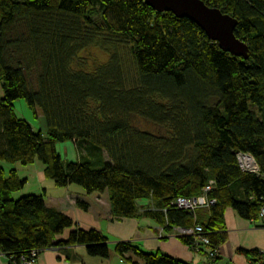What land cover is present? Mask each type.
<instances>
[{
    "label": "trees",
    "instance_id": "trees-1",
    "mask_svg": "<svg viewBox=\"0 0 264 264\" xmlns=\"http://www.w3.org/2000/svg\"><path fill=\"white\" fill-rule=\"evenodd\" d=\"M202 1L236 20L234 35L248 46V59L232 57L188 19L142 0H0V254L8 264L33 250L77 245L107 259L109 239L48 207L45 189L14 198L27 180L2 163L38 161L58 187L105 192L117 219L143 215L169 231L199 224L208 247L178 237L205 259L226 240L225 210L261 220L264 0ZM90 47L106 60L91 65L98 62L80 55ZM17 99L35 119L40 109L45 130L15 115ZM61 142L73 143L79 159L61 158ZM237 153L251 155L258 173L242 171ZM208 185L215 200L209 208L193 215L172 205ZM152 204L154 210L139 213ZM113 249L121 264H190L132 241Z\"/></svg>",
    "mask_w": 264,
    "mask_h": 264
},
{
    "label": "crops",
    "instance_id": "crops-1",
    "mask_svg": "<svg viewBox=\"0 0 264 264\" xmlns=\"http://www.w3.org/2000/svg\"><path fill=\"white\" fill-rule=\"evenodd\" d=\"M76 152L75 160H78L80 153ZM31 165H35V162ZM18 171L17 166L14 167ZM43 167L36 166L30 174L25 176L29 180L30 175H35L38 178L40 186L46 182L45 175L42 171ZM69 186V185H68ZM22 193V190H20ZM22 196V194H20ZM45 204L48 207H56L64 215L72 218L75 225L81 229H96L109 239L110 242H118L120 240L132 241L139 247L148 251L154 252L159 250L171 257L178 258L190 264H204L205 257L202 253H197L188 245H184L174 231L163 229L153 219L146 216L133 218L117 219L110 214V205L108 202V194H86L81 188H75L72 193L66 194L47 201ZM79 200L87 203L88 209L83 211L76 206L75 202ZM224 222L226 226V240L219 247L218 264H249V257L245 254L238 253V250L252 251L257 250L258 253H264V221H247L237 215L232 209L225 210ZM71 229L65 230L58 239L65 240ZM113 249V247L111 248ZM114 256L117 255L113 249ZM37 264H112L108 258L90 257L87 255L83 246L66 247L56 251L44 250L38 256ZM118 263L120 260L118 259ZM0 264H8L7 258L0 254Z\"/></svg>",
    "mask_w": 264,
    "mask_h": 264
},
{
    "label": "water",
    "instance_id": "water-1",
    "mask_svg": "<svg viewBox=\"0 0 264 264\" xmlns=\"http://www.w3.org/2000/svg\"><path fill=\"white\" fill-rule=\"evenodd\" d=\"M159 13L169 12L179 19H188L200 28L205 36L232 57L248 59V46L234 35L236 20L202 0H142Z\"/></svg>",
    "mask_w": 264,
    "mask_h": 264
},
{
    "label": "rangeland",
    "instance_id": "rangeland-1",
    "mask_svg": "<svg viewBox=\"0 0 264 264\" xmlns=\"http://www.w3.org/2000/svg\"><path fill=\"white\" fill-rule=\"evenodd\" d=\"M81 56H85L88 58H94L96 62L90 61V64H98L102 63L106 60L107 56L105 52L101 51L100 49L96 47H90L89 49L84 50L80 54ZM0 96H2V90L0 89ZM14 107V112L15 115L27 122L30 123V125L33 127L34 130H45V121L40 117V109H37V115L36 119L34 118V113L28 108L26 105L25 101L23 99H17L13 103ZM56 151L60 154L61 158L67 159L69 161H73L76 158V152L73 147V143L71 142H61L56 144ZM4 168L8 171L11 167L17 166L18 171H16L17 176H20V178H25L27 174H30L31 172L33 173V169L36 166H41L42 164L39 163L38 161H35V165H30V166H21L15 164L9 165L6 163H2ZM38 178L35 177V175L31 174L28 182L23 186L24 188L22 189V193L18 192L14 194V198L20 197V194L25 195V194H40L42 193V190L45 189V196L47 197V201L50 202L53 199H57L61 196H64L66 194L72 193L75 188L81 189L78 185H69L66 187H58L54 184L53 181L45 179L46 182H44L41 186L38 183ZM114 246L113 242H110L108 244V249H109V256L108 260H110V263L112 264H119L118 263V258L116 259L114 256L113 249H111ZM99 260V258H96ZM106 260V259H102ZM124 264V263H122Z\"/></svg>",
    "mask_w": 264,
    "mask_h": 264
},
{
    "label": "built area",
    "instance_id": "built-area-1",
    "mask_svg": "<svg viewBox=\"0 0 264 264\" xmlns=\"http://www.w3.org/2000/svg\"><path fill=\"white\" fill-rule=\"evenodd\" d=\"M237 161L244 172H251V173H258L259 169L258 166H256V163L253 159V157L249 154H241L237 153ZM212 182H210V185ZM210 185L206 186L203 189V193L201 195H197L195 197H178L176 198L173 202V206H175L179 210L187 211L191 214H196V210L199 209H207L211 205L215 204V200L208 198L207 193L210 191ZM155 207L153 204L149 207H144L142 206L141 209L139 210V213L144 212V211H152L154 210ZM260 213L259 217L261 220L264 221V205L261 206L260 208ZM174 234L177 236H193L196 237V240L201 243V245H204L205 247H208L209 239L201 234L202 232V227L199 224L194 225L192 228H179L175 227L174 228ZM125 241V240H123ZM62 249L61 247H55V249H50V251H56ZM260 255L253 260L249 261V264H264V253H259ZM3 255V254H2ZM39 256V252L37 250L31 251L29 256H23V258L20 259L18 264H37V259ZM218 257V251L215 250H209L207 257L205 259L204 264H216V258ZM122 260H120V263ZM12 264H16L15 262H12Z\"/></svg>",
    "mask_w": 264,
    "mask_h": 264
}]
</instances>
